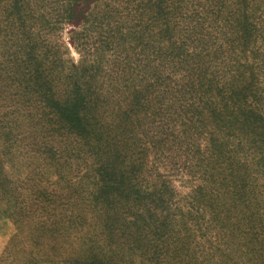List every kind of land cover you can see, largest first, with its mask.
<instances>
[{
	"label": "trees",
	"instance_id": "1",
	"mask_svg": "<svg viewBox=\"0 0 264 264\" xmlns=\"http://www.w3.org/2000/svg\"><path fill=\"white\" fill-rule=\"evenodd\" d=\"M101 1L52 9L71 28L74 63L54 42L50 12L12 0L11 29H0V132L16 120L41 126L44 140L73 138L91 161L92 210L112 254L92 242L84 264H111L124 250L143 264H264V0H110L99 10ZM150 171L160 180L136 189ZM172 174L191 185L183 203ZM0 175L3 200L23 217Z\"/></svg>",
	"mask_w": 264,
	"mask_h": 264
},
{
	"label": "rangeland",
	"instance_id": "2",
	"mask_svg": "<svg viewBox=\"0 0 264 264\" xmlns=\"http://www.w3.org/2000/svg\"><path fill=\"white\" fill-rule=\"evenodd\" d=\"M11 2L12 0H0V29H11L5 21L4 14ZM30 2L34 12L39 15L43 13L46 20L49 12L51 15L52 9L63 3L62 0H30ZM105 4L110 5V0L99 2V10H102ZM49 17L52 27L53 24L55 25L53 29H59V32L56 33L57 38H53L54 42L59 44L60 52L66 51V54L69 55V57L66 56V60L70 58L74 63H77L79 56L69 44L71 28L63 22L56 21L54 14ZM126 19L129 20L127 16ZM39 28V25L35 26V29ZM43 39L45 40V37ZM117 52L122 53L123 56L127 55L131 60L134 59L133 52L127 46L120 47ZM10 116L12 117V115ZM9 124L7 126L9 138L0 132V173L9 178L12 184L10 195L14 197V202L19 204L21 199L24 206L23 217H20L13 204L6 205L3 200L5 194L3 191L0 192V264H84L85 260L87 263V258H90L93 253L92 242L95 247H102L104 255L108 251L111 252L107 246L106 238H99L100 227H96L101 224L98 221V216L101 217L102 212L92 210L95 176L91 171V161L86 158L76 143L77 141L67 137L44 140L41 136V126L26 129L20 120ZM26 131L33 133L35 138L27 135L24 136L25 139L21 141L22 143L12 149V144L5 147L7 139H10L12 143L16 142L15 135L26 134ZM40 142H42L41 148L37 144ZM34 143L42 153L39 152L40 154L35 155L31 152L35 151ZM49 148L57 149L65 157H55L52 162L49 158L50 155L45 154ZM146 155L147 153L145 157ZM152 157L151 153L146 159L151 162ZM3 159L5 161L1 162ZM246 163L247 167L248 164L251 165L248 168L249 172H254L257 168L250 163L248 154ZM2 168L3 171H1ZM254 176L260 177L261 173L254 174ZM172 178L174 188H176L177 203H183L191 185L187 184L185 178L180 175L172 174ZM223 178L221 183H223ZM4 179L3 182H6ZM158 180L160 179H158L157 173L150 171L143 175L139 184H137L138 181L135 182V188L150 189ZM131 182L133 184L134 179ZM193 185L198 186V182H193ZM126 187L129 189L133 185L128 184ZM7 191L10 192V187L7 188ZM131 191L132 189L127 193ZM44 194L48 195L49 201L47 196L43 199L42 195ZM221 194L223 191L220 189ZM54 198L57 203H50V200ZM75 217H79V222L85 224V231L74 228L72 222ZM20 227H22L21 236L19 240H16L15 237L18 235ZM25 247H28L31 252H24ZM121 252L119 257L122 258V262L118 261L119 257L112 258L114 256H111L112 252L108 255L111 256L109 262L111 264H143L141 253H131L126 250ZM144 264L149 263L147 261Z\"/></svg>",
	"mask_w": 264,
	"mask_h": 264
}]
</instances>
